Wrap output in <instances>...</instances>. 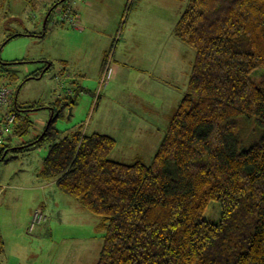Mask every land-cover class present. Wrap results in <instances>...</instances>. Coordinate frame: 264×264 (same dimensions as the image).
Returning <instances> with one entry per match:
<instances>
[{
  "label": "trees",
  "instance_id": "trees-1",
  "mask_svg": "<svg viewBox=\"0 0 264 264\" xmlns=\"http://www.w3.org/2000/svg\"><path fill=\"white\" fill-rule=\"evenodd\" d=\"M175 31L195 59L149 165L112 161L109 136L59 131L55 122L76 97L50 108L13 101L0 164L9 151L48 146L37 177L101 219L96 264H264V0H189ZM43 109L51 111L43 132L12 147L30 133L29 113ZM243 121L259 137L249 147ZM211 202L220 205L217 223L205 218Z\"/></svg>",
  "mask_w": 264,
  "mask_h": 264
},
{
  "label": "rangeland",
  "instance_id": "rangeland-1",
  "mask_svg": "<svg viewBox=\"0 0 264 264\" xmlns=\"http://www.w3.org/2000/svg\"><path fill=\"white\" fill-rule=\"evenodd\" d=\"M59 1L0 0V84L15 93L33 70L48 69L22 85L17 105L50 108L74 90L65 76L75 77L84 91L68 95L75 103L54 126L109 136L116 141L112 161L132 164L139 157L149 165L187 93L195 52L177 37L175 26L189 0H65L53 8ZM50 112L29 113L34 127L11 146L39 136L43 127L35 121L47 122ZM255 134L251 123L241 122L244 145L256 142ZM47 153V145L9 151L10 161L0 164V264H96L101 219L38 180ZM42 184L47 188L40 189ZM38 210L48 220L29 233ZM220 217V205L211 202L206 220L217 223Z\"/></svg>",
  "mask_w": 264,
  "mask_h": 264
},
{
  "label": "built area",
  "instance_id": "built-area-1",
  "mask_svg": "<svg viewBox=\"0 0 264 264\" xmlns=\"http://www.w3.org/2000/svg\"><path fill=\"white\" fill-rule=\"evenodd\" d=\"M71 12V11H70ZM67 13V12H66ZM71 13L65 14L64 19L68 18V15ZM73 18H75L73 16ZM71 18V21H73ZM109 70H107V74ZM104 80L101 81L104 84ZM14 101V92L7 85L0 84V147L4 144H8V137L10 136L13 127L15 125L16 116L14 113H11L9 110L13 105ZM48 220L47 215L42 211H35L32 215L30 226L28 229L29 233H32L36 230L37 227L41 226Z\"/></svg>",
  "mask_w": 264,
  "mask_h": 264
},
{
  "label": "crops",
  "instance_id": "crops-1",
  "mask_svg": "<svg viewBox=\"0 0 264 264\" xmlns=\"http://www.w3.org/2000/svg\"><path fill=\"white\" fill-rule=\"evenodd\" d=\"M72 16H74L75 17V19L77 20V14H76V12H74V14L72 15ZM105 59H106V55H104V57H103V60L105 61ZM6 64H10V63H6ZM51 66V65H50ZM65 66H68V64L66 63V65ZM102 66V65H101ZM36 67H34V69H35ZM102 69V67H100V69H99V72H100V70ZM106 69V68H105ZM104 69V70H105ZM109 70V69H108ZM33 72H36V71H34L33 70ZM80 72V71H79ZM79 76V75H78ZM69 81H72V88H74V90H68V95H72L73 94V92L75 91V90H79V92H82V91H84V89H83V87L82 86H80V84H79V81H77L76 79H75V77H71V76H65ZM80 78V77H79ZM67 95V93L64 95V97H59V99H68L69 98V96ZM14 102L15 103H17V97H15L14 98ZM71 106H73V105H71ZM28 117L29 118H31V116H29L28 115ZM35 123L36 124H38V125H40V126H42L43 127V129H44V127H45V125H46V123L47 122H44L43 120H41V119H36V121H35ZM33 127H34V123H33ZM93 134H97V133H93ZM100 135V134H99ZM38 136V135H37ZM36 136V137H37ZM36 137H34V138H36ZM23 142H25V141H23V140H20V142L19 143H23ZM137 159H140L139 157H136ZM36 177H37V175H36ZM38 178V177H37ZM38 180H40V181H42V182H45L46 183V186L48 187V186H50V187H52V186H55V183L53 182V181H43V180H41V179H39L38 178ZM46 186H44V184H42V186H40L39 188L40 189H42V190H44L45 188H47ZM43 205L44 206H46V203L45 202H43ZM1 247H2V242H1V239H0V250H1Z\"/></svg>",
  "mask_w": 264,
  "mask_h": 264
},
{
  "label": "water",
  "instance_id": "water-1",
  "mask_svg": "<svg viewBox=\"0 0 264 264\" xmlns=\"http://www.w3.org/2000/svg\"><path fill=\"white\" fill-rule=\"evenodd\" d=\"M47 70V69H46ZM46 70H44L41 74H40V76L38 77V78H41V76L46 72ZM69 112H70V108H69Z\"/></svg>",
  "mask_w": 264,
  "mask_h": 264
}]
</instances>
